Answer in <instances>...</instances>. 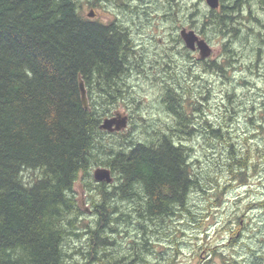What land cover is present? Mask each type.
I'll list each match as a JSON object with an SVG mask.
<instances>
[{
    "label": "trees",
    "instance_id": "obj_1",
    "mask_svg": "<svg viewBox=\"0 0 264 264\" xmlns=\"http://www.w3.org/2000/svg\"><path fill=\"white\" fill-rule=\"evenodd\" d=\"M241 2L219 0L220 8L201 10L203 25L238 36L230 23ZM112 28L111 20L83 16L78 0H0V264L143 261L137 254L154 251L151 225L182 211L194 215L190 191L205 190L189 148L172 130L123 139L106 159L98 157L102 134H109L100 123L122 95L124 63L132 57L135 67L127 37ZM164 90L165 109L179 120L176 131H197L172 86ZM230 158L239 179L232 169L246 168L247 155ZM92 166L108 167L112 182L95 181ZM80 175L88 180L92 221L84 224L74 192Z\"/></svg>",
    "mask_w": 264,
    "mask_h": 264
},
{
    "label": "rangeland",
    "instance_id": "obj_2",
    "mask_svg": "<svg viewBox=\"0 0 264 264\" xmlns=\"http://www.w3.org/2000/svg\"><path fill=\"white\" fill-rule=\"evenodd\" d=\"M78 1L83 16L93 9L91 18L108 22L116 14L127 26L135 12L124 2L130 6L140 3L139 0ZM142 5L147 6L151 16L133 25L131 33L136 52L147 54L149 67L143 66L144 70L123 79L122 95H117L110 109L111 113L127 114L130 120L116 134H102L98 157L106 159L110 148H116L123 139H144L159 130L166 133L172 130L173 139L180 138L189 148L194 173L206 192L190 191L193 216L182 211L181 216L170 221L150 224L154 232L149 245L154 251L137 254L145 260L135 259L131 264H264V206L257 205L264 200V7L257 0L241 2L230 23L240 28L236 37L227 32L223 35L212 30L204 32L212 48L211 59L217 62L212 71L209 67L204 72L203 65L197 64L195 74L189 73L182 69L188 62L182 58V68L174 66L166 70L164 84L153 76L163 73L165 63L170 62L167 55L170 58L173 55L172 50H167L171 22L161 18L163 0H143ZM199 8H207L205 2ZM161 49L164 54L157 56L155 52ZM177 73L181 76L174 80ZM187 77L191 92L186 90ZM177 83L182 85L179 103L186 112L184 118L192 120L190 125L197 127V131L186 128L184 132L176 131L178 117L165 109L164 87ZM214 128L219 130L218 135L211 131ZM230 154L235 159L247 155L246 168L235 165L232 169L239 179L231 175ZM96 167L92 166L89 173ZM87 181L80 175L74 186L84 211L79 216V223L83 224L91 221L85 191ZM91 196H95L94 192Z\"/></svg>",
    "mask_w": 264,
    "mask_h": 264
},
{
    "label": "flooded vegetation",
    "instance_id": "obj_3",
    "mask_svg": "<svg viewBox=\"0 0 264 264\" xmlns=\"http://www.w3.org/2000/svg\"><path fill=\"white\" fill-rule=\"evenodd\" d=\"M139 1H140L139 5H135V6H130L126 2H124V5L127 6L130 11L135 12L131 16V23L129 26H127V24L124 22L123 19H119L118 15L115 14L114 16L111 17V24L113 25V28L111 29V31L113 33L120 32L127 37L129 46L133 50V55L135 56V58L133 59V62L135 64L134 68L132 67V64L130 62V59L132 57L128 58L125 61L124 63L125 69L127 70L123 71L122 80L123 79L125 80V78L129 76V74H134L135 72L144 70L143 66L149 67L148 60L145 59V56H147V54L142 55L136 52V42L133 40L132 33H131L133 25H136V23H138L139 25V22L147 21V18L151 16V13L147 10V6L144 7L142 5L143 0H139ZM163 1L165 2V5L163 6L164 11L161 12V18L164 21L168 20L171 22V26L169 27L170 47L167 50H172L173 55H172V58H170L167 55L170 62L165 63L166 65L165 68H162L163 73H160L159 75L153 76V77L160 83L165 84L167 81L166 76H165V74H167L166 70L171 69L174 66L182 68L181 67L182 58L188 61L186 64V67L182 69H186L189 71V73H193V74H195L197 64L203 65L204 72H206V69L209 70V67L211 66V61L213 60V58L211 59L212 52H211V55L208 56V58L201 57L196 45L194 48L187 47L185 44V41L183 40L181 36L182 30L184 31L192 30L195 32V34L199 36V38H203L208 43L207 35L204 33L208 31V29H206V26L203 25V19L201 18V9L199 8L200 3L205 2V0L204 1L203 0H172V1L163 0ZM229 2H232V1H229ZM206 7L207 9H209L207 5ZM218 8H220V4ZM183 9H186V10H183ZM90 10L93 11V9H90ZM159 14L157 17H159ZM209 29L211 31V28ZM164 52L165 50L161 49V51L158 50L155 53L157 54V56H162ZM138 57H140V59ZM178 76L180 77L181 75L177 73V75L174 76V80H176ZM183 77L185 78V76ZM187 78L188 80L184 79L188 83L186 90L187 92H191V87H190V82H189L190 79L189 77ZM195 78H197V76ZM168 86H172V88L174 89L176 98L179 100L182 85L180 83H177V86H174V85H168ZM117 113L119 112H116V113L112 112L111 116ZM125 115H126V120L129 123L130 117L127 114ZM112 133L116 134L117 132H112ZM109 134H111V132ZM110 153H111V150H110Z\"/></svg>",
    "mask_w": 264,
    "mask_h": 264
},
{
    "label": "water",
    "instance_id": "obj_4",
    "mask_svg": "<svg viewBox=\"0 0 264 264\" xmlns=\"http://www.w3.org/2000/svg\"><path fill=\"white\" fill-rule=\"evenodd\" d=\"M205 2L211 9L217 8L219 4V0H205ZM87 15L91 17L94 15V13L92 10H90L87 13ZM181 36L183 40L185 41V44L187 47L194 48L196 45L201 57L203 58L207 57L211 53V48L209 44H207V42L204 39L199 38L195 34L194 31L182 30ZM79 86H80V93H81V102L83 104V107L87 109L88 99H87L86 89H85L83 81H80ZM125 126H126V116L121 115L119 113L114 114L113 116L103 118L100 123V128L106 131H109V132L120 131ZM92 177L97 182L111 183L113 180L110 169L108 167H103V166L96 167L92 172Z\"/></svg>",
    "mask_w": 264,
    "mask_h": 264
},
{
    "label": "bare ground",
    "instance_id": "obj_5",
    "mask_svg": "<svg viewBox=\"0 0 264 264\" xmlns=\"http://www.w3.org/2000/svg\"><path fill=\"white\" fill-rule=\"evenodd\" d=\"M178 105V104H177ZM180 116V115H179ZM184 132V131H183ZM185 153V152H184Z\"/></svg>",
    "mask_w": 264,
    "mask_h": 264
}]
</instances>
